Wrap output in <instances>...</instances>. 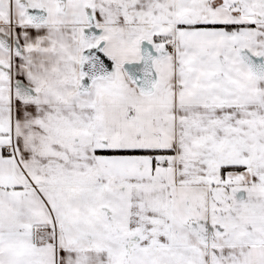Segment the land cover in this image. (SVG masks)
<instances>
[{"label": "snow or ice", "instance_id": "obj_1", "mask_svg": "<svg viewBox=\"0 0 264 264\" xmlns=\"http://www.w3.org/2000/svg\"><path fill=\"white\" fill-rule=\"evenodd\" d=\"M0 264H264V0H0Z\"/></svg>", "mask_w": 264, "mask_h": 264}]
</instances>
